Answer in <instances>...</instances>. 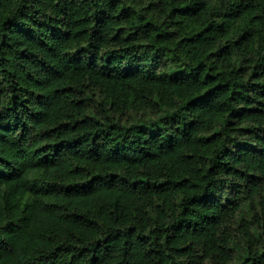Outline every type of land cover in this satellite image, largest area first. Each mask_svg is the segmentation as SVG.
I'll list each match as a JSON object with an SVG mask.
<instances>
[{
	"label": "trees",
	"instance_id": "1",
	"mask_svg": "<svg viewBox=\"0 0 264 264\" xmlns=\"http://www.w3.org/2000/svg\"><path fill=\"white\" fill-rule=\"evenodd\" d=\"M206 262L264 264V0H0V264Z\"/></svg>",
	"mask_w": 264,
	"mask_h": 264
},
{
	"label": "rangeland",
	"instance_id": "2",
	"mask_svg": "<svg viewBox=\"0 0 264 264\" xmlns=\"http://www.w3.org/2000/svg\"><path fill=\"white\" fill-rule=\"evenodd\" d=\"M242 203H243L242 212L240 214L238 213L239 214L238 217H241V216H245L246 215L244 211H245V206H247L249 204V200H245ZM239 249H240V247H239ZM235 255H238V253L236 252ZM206 264H208V263L206 262Z\"/></svg>",
	"mask_w": 264,
	"mask_h": 264
}]
</instances>
